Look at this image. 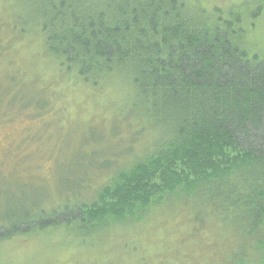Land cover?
Wrapping results in <instances>:
<instances>
[{
  "label": "trees",
  "instance_id": "1",
  "mask_svg": "<svg viewBox=\"0 0 264 264\" xmlns=\"http://www.w3.org/2000/svg\"><path fill=\"white\" fill-rule=\"evenodd\" d=\"M10 1L31 10L22 33H39L60 68L99 90L123 79L128 146L152 140L94 203L26 211L0 226V241L59 218L91 236L179 202L204 264H264V0L227 15L199 0ZM95 155L80 182L98 163L109 168Z\"/></svg>",
  "mask_w": 264,
  "mask_h": 264
},
{
  "label": "rangeland",
  "instance_id": "2",
  "mask_svg": "<svg viewBox=\"0 0 264 264\" xmlns=\"http://www.w3.org/2000/svg\"><path fill=\"white\" fill-rule=\"evenodd\" d=\"M199 1L210 13L219 8L227 15L233 7L252 6L260 0ZM30 12L10 0H0L3 227L22 219L26 211L66 215V208L77 203H94L118 169L129 168L144 157L152 140L148 136L128 146V126L120 124L119 117L127 104L124 80L114 78L99 90L75 71L60 68L39 33H22L23 22L32 21ZM257 19L255 35L264 50V11ZM119 128L123 133L115 135ZM96 153L101 163L109 159V168L98 163L80 182L79 174ZM180 208L179 202L159 206L140 222L117 223L91 236L59 218L58 224L49 222L45 230L1 240L0 264H204L207 257L196 250L199 244L192 237L193 226Z\"/></svg>",
  "mask_w": 264,
  "mask_h": 264
}]
</instances>
